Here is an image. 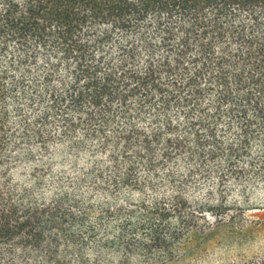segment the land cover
<instances>
[{
  "label": "trees",
  "instance_id": "16d2710c",
  "mask_svg": "<svg viewBox=\"0 0 264 264\" xmlns=\"http://www.w3.org/2000/svg\"><path fill=\"white\" fill-rule=\"evenodd\" d=\"M256 209L264 0H0V264H190Z\"/></svg>",
  "mask_w": 264,
  "mask_h": 264
},
{
  "label": "rangeland",
  "instance_id": "374dc122",
  "mask_svg": "<svg viewBox=\"0 0 264 264\" xmlns=\"http://www.w3.org/2000/svg\"><path fill=\"white\" fill-rule=\"evenodd\" d=\"M251 223L221 224L190 233V264H223L264 252V209L248 213Z\"/></svg>",
  "mask_w": 264,
  "mask_h": 264
}]
</instances>
